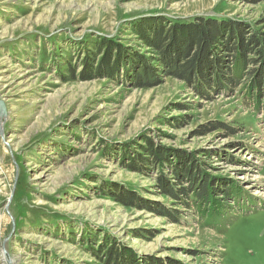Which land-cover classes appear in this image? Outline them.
I'll return each instance as SVG.
<instances>
[{"label": "rangeland", "instance_id": "1", "mask_svg": "<svg viewBox=\"0 0 264 264\" xmlns=\"http://www.w3.org/2000/svg\"><path fill=\"white\" fill-rule=\"evenodd\" d=\"M206 17L264 34V0H0V264H109L113 245L112 264H264V92L241 99L258 53L208 94L141 36ZM109 48L116 75H81ZM135 55L158 85L138 86ZM178 166L210 181L212 220L163 195L160 176L189 189Z\"/></svg>", "mask_w": 264, "mask_h": 264}, {"label": "trees", "instance_id": "2", "mask_svg": "<svg viewBox=\"0 0 264 264\" xmlns=\"http://www.w3.org/2000/svg\"><path fill=\"white\" fill-rule=\"evenodd\" d=\"M236 23V21L211 17L200 18L198 21L195 19L168 20L163 26L157 23L151 31L146 30L141 36L149 47L158 52L165 50L162 54V66L165 68L163 70L165 76L184 80L190 85L195 82V85H199V89L208 94H214L217 91H221L225 95L233 93L235 89L241 86V79L244 77L242 70L246 67L248 60L245 57L243 58V54L246 51L258 53L259 58L255 60L257 70L252 76L258 78L249 80L246 95L241 97L244 100L254 97L256 92L258 95H262L264 92V53H262L264 52V34L254 30L250 24H244V26ZM157 26L158 28H155ZM248 34L249 36L246 38ZM109 49L106 54L107 58L104 54L105 61L103 62H106L105 66L102 63V65L95 68L91 66L88 69V64H84L81 75L85 73V69L91 73L103 71L106 75H116V67L120 59L116 64L113 61L112 48ZM231 51L232 54L229 55ZM219 52L225 54L218 56L217 53ZM142 58V56L135 55L133 60L129 62V71L133 72L136 69L138 74H135V77L137 76L139 82H143L138 84L139 87L158 85V78L153 69L151 70L150 66L143 64ZM225 58L231 59V64ZM174 168L170 171V179L174 178L181 184L188 181L189 189L182 187L177 190L173 181L168 180L166 176H160L158 184H161L160 189L163 195L173 197L176 200L185 197L187 203L184 200L182 201L185 207H191L209 220L216 217L218 215L214 207L216 202L215 199L211 198L213 193L216 192L212 191L210 181L206 182L205 180L203 182L200 180L199 175L196 176L186 166ZM163 180L168 181L163 183ZM224 191L226 192H223L222 195L229 196L231 189L228 191V188H225ZM130 199L135 201L134 203L138 202L136 197L133 199L130 197ZM169 213L176 215V213ZM163 215L171 216L166 213ZM174 221H176L175 223L179 222L177 216ZM120 255L122 254L117 253L115 245H113L110 249H107L106 260L109 264H112L120 259ZM134 255L132 253V258L129 259L130 262H126V264H138Z\"/></svg>", "mask_w": 264, "mask_h": 264}, {"label": "water", "instance_id": "3", "mask_svg": "<svg viewBox=\"0 0 264 264\" xmlns=\"http://www.w3.org/2000/svg\"><path fill=\"white\" fill-rule=\"evenodd\" d=\"M8 111L7 106L4 102V100L1 98V92H0V124L7 119ZM0 136L4 137V124L2 127L0 126ZM13 219V218H12Z\"/></svg>", "mask_w": 264, "mask_h": 264}, {"label": "bare ground", "instance_id": "4", "mask_svg": "<svg viewBox=\"0 0 264 264\" xmlns=\"http://www.w3.org/2000/svg\"><path fill=\"white\" fill-rule=\"evenodd\" d=\"M1 98H2V96H1ZM3 99V98H2ZM2 125H3V122L0 124V126L2 127Z\"/></svg>", "mask_w": 264, "mask_h": 264}]
</instances>
